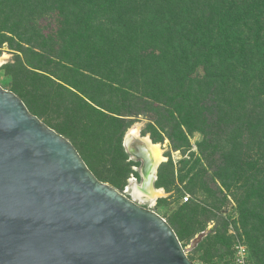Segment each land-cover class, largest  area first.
<instances>
[{
	"label": "trees",
	"instance_id": "16d2710c",
	"mask_svg": "<svg viewBox=\"0 0 264 264\" xmlns=\"http://www.w3.org/2000/svg\"><path fill=\"white\" fill-rule=\"evenodd\" d=\"M5 43L11 90L101 180L123 191L140 177L123 140L148 116L142 135L171 147L156 187L189 178L193 197L163 215L183 246L214 222L195 251L233 259L234 225L264 264V0H0ZM173 150L190 158L177 167Z\"/></svg>",
	"mask_w": 264,
	"mask_h": 264
},
{
	"label": "water",
	"instance_id": "95a60500",
	"mask_svg": "<svg viewBox=\"0 0 264 264\" xmlns=\"http://www.w3.org/2000/svg\"><path fill=\"white\" fill-rule=\"evenodd\" d=\"M126 136L143 183L144 141ZM0 264L198 263L164 216L101 180L69 138L0 83Z\"/></svg>",
	"mask_w": 264,
	"mask_h": 264
},
{
	"label": "rangeland",
	"instance_id": "374dc122",
	"mask_svg": "<svg viewBox=\"0 0 264 264\" xmlns=\"http://www.w3.org/2000/svg\"><path fill=\"white\" fill-rule=\"evenodd\" d=\"M4 54L6 55V57L3 60V63L0 65V83L5 88L11 90V84H12V81H13L12 80V75L3 67V65H5L8 62H10L14 58V51H13V49L10 48L8 43H5L4 46L2 48H0V55H4ZM148 122H149L148 116L142 115L136 120V122L133 125L138 123L140 125V132H142V129L146 126V124ZM128 130L125 133V136L127 135ZM148 134L150 135V133H148ZM125 136H124V140H125ZM201 139H202V134L199 133V132H196L194 135L191 136V143H192L191 150L195 151L196 153L198 152L197 142L199 140H201ZM124 140H123V142H124ZM133 142L136 144V143L140 142V139L139 138H135V139H133ZM159 143L161 145H163L164 156L166 157V159L167 158L169 159L168 151L171 149L170 140L168 138H166L163 142H159ZM171 156H172L174 162L177 164V167L181 166V164H180V160L181 159L185 158L186 160H188L190 158L189 155L188 156L187 155H183V153L180 150L171 151ZM129 159H133V160L137 161V165L134 166V169L139 171L140 177H136L135 176L137 178V180L133 179L132 176L130 178H128L127 179L128 184L124 185V187H123L124 190L123 191L126 192L129 195H132L141 204H143L145 206H149V207L153 208L154 210H156L158 213H160L162 216L164 215L167 218H170V216L172 214H174L177 210H179V208L181 206V203L185 201L184 198L186 196H189L190 198L193 197V194L190 191V187L191 186L186 187V185H185L189 178H186L184 182H182L181 179H179L175 183V185H173L171 191H166V188H164L165 193L163 195H161V196H157L154 199H151V198H149L147 196H136L135 193H134L135 185L137 183H141L142 182V175H141L142 160L133 158V156L131 154H130V158ZM191 163H193V159H191ZM191 165H193V164H191ZM196 166L198 167V165H196ZM188 168H189V166L187 167V169ZM131 179H133V180H131ZM210 180L206 179V182H209L208 183L209 190L213 189V186H214L211 178H210ZM106 182L112 184L110 180H107ZM155 185H156V182H155ZM177 185L180 186V190H177V188H176ZM118 189H121V188H118ZM200 196H201L202 199L207 198L209 196V191H208L207 195H203V193H201ZM162 197L166 198V200L162 204H158V199L162 198ZM229 198H230L229 199L230 202L227 204V210H228L229 214L232 216V218H234V217H236L238 215V209L236 208V203L233 201L231 196ZM156 200H157V202H156ZM199 200H200V198H199ZM209 201H211L210 198H209ZM214 225H215L214 222H210L208 227H207V230L198 233L189 243H187L185 245V249H186L188 254L195 256L194 262H196L198 264H231L230 261H232L231 260L232 259V255H226L224 257H218L217 256V257H213L211 259V262H204L200 257L203 256V255H206L208 253H206L205 250H203V251L202 250L195 251L196 246L203 239V237L208 234L209 230ZM230 233L233 234V245H232V247H233L234 250H235V246L238 245V244L247 245L248 250H249L248 243L246 241L245 235H244L242 230L238 231L234 227V225H230ZM233 256H234V254H233Z\"/></svg>",
	"mask_w": 264,
	"mask_h": 264
},
{
	"label": "bare ground",
	"instance_id": "6f19581e",
	"mask_svg": "<svg viewBox=\"0 0 264 264\" xmlns=\"http://www.w3.org/2000/svg\"><path fill=\"white\" fill-rule=\"evenodd\" d=\"M6 55H0V65L3 63ZM135 138L142 139L144 141L145 158L149 164V167H145L143 175L145 181L143 183H137L134 188L136 196H147L151 199L161 196L165 193L164 188H155L153 185L154 173L156 168L165 161L163 145L160 143H154L149 135L143 136L140 132V125L137 123L133 125L127 133L126 142L130 144Z\"/></svg>",
	"mask_w": 264,
	"mask_h": 264
},
{
	"label": "built area",
	"instance_id": "2783aa9c",
	"mask_svg": "<svg viewBox=\"0 0 264 264\" xmlns=\"http://www.w3.org/2000/svg\"><path fill=\"white\" fill-rule=\"evenodd\" d=\"M133 179L137 180L134 175H131ZM131 179V180H133ZM189 199V196L184 198L185 201ZM231 264H253L250 260V254L247 245L238 244L235 246L234 256Z\"/></svg>",
	"mask_w": 264,
	"mask_h": 264
}]
</instances>
